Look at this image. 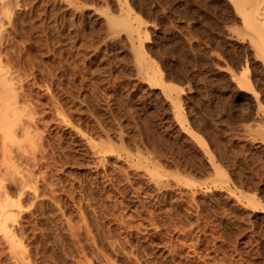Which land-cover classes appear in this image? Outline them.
<instances>
[{
	"label": "rangeland",
	"instance_id": "rangeland-1",
	"mask_svg": "<svg viewBox=\"0 0 264 264\" xmlns=\"http://www.w3.org/2000/svg\"><path fill=\"white\" fill-rule=\"evenodd\" d=\"M255 1L0 0V264H264Z\"/></svg>",
	"mask_w": 264,
	"mask_h": 264
},
{
	"label": "bare ground",
	"instance_id": "bare-ground-1",
	"mask_svg": "<svg viewBox=\"0 0 264 264\" xmlns=\"http://www.w3.org/2000/svg\"><path fill=\"white\" fill-rule=\"evenodd\" d=\"M240 1H242L243 2V0H240ZM240 1H238V0H235V2L237 3V7H238V4L240 3ZM245 1V0H244ZM239 2V3H238ZM256 3L254 4V5H251V6H248V10L245 12V15H244V19L246 20V22H248L249 24H250V26H252V27H254L255 29H257V30H264V7L261 5V4H259L258 3V1H255ZM4 3L5 2H3V6H4ZM8 3V2H7ZM241 4V3H240ZM1 7V6H0ZM2 8V7H1ZM0 8V9H1ZM12 8V7H11ZM239 9H240V7H239ZM127 20V19H126ZM127 23V22H126ZM125 23V25H127ZM129 25V24H128ZM137 29V28H136ZM137 31V30H136ZM1 67V66H0ZM3 73H5V72H3ZM2 73V74H3ZM9 76V75H8ZM8 76H7V81H5V80H3L4 81V83L5 84H3V86H5L7 83L6 82H10V80H8ZM10 79V78H9ZM14 84V83H13ZM247 85V84H246ZM8 86V87H7ZM7 86H5V88L7 87V90L3 87V89L2 90H6L7 91V94H5V92H2V94H4V95H6L3 99H4V101L6 100V101H9V100H11V102H9V104H15L16 103V99H17V97H16V94L18 93H16V91H13V88L15 87H13L12 88V86L11 85H7ZM218 87V86H217ZM15 90V89H14ZM16 93V94H15ZM1 94V93H0ZM19 94V93H18ZM1 96V95H0ZM18 96V95H17ZM19 97V96H18ZM23 97V96H22ZM28 97V96H27ZM6 98V99H5ZM26 98V97H25ZM19 103V102H18ZM0 104H1V102H0ZM6 104V102L4 103V105ZM18 104H16V106H17ZM19 106V105H18ZM12 108H14V105L12 106ZM12 108H11V111H13L14 109H18V108H14L13 110H12ZM5 109H7V107H5ZM5 111V110H4ZM4 111H3V113H4ZM9 111H10V109H9ZM8 111V112H9ZM2 112V111H1ZM7 112V113H8ZM256 112V111H255ZM6 112H5V114H4V118H3V115H2V113H1V115H0V117H1V123L3 124L4 122H6V121H4V119H6L7 118V115L9 114H7ZM7 114V115H6ZM6 115V116H5ZM70 115V114H69ZM32 117V116H31ZM36 120V119H35ZM63 120V119H62ZM4 121V122H3ZM27 123H29V124H31L30 123V120H28L27 119ZM8 122V121H7ZM10 122H12V120L10 121ZM14 122H12V124H13ZM5 124V123H4ZM29 124L28 125H23V132H21L22 134H25V132L27 133H29V131L30 130H28V128H29ZM37 124V123H36ZM104 124V123H103ZM11 126V125H10ZM31 126V125H30ZM30 129V128H29ZM36 129V128H35ZM35 129H33V131L35 132ZM21 131H22V126H21ZM32 132V131H31ZM30 132V133H31ZM27 133V134H28ZM103 147V146H102ZM110 148V147H109ZM120 148V147H119ZM122 148V147H121ZM106 149V148H105ZM107 150V149H106ZM108 150H110V149H108ZM20 152V151H19ZM21 153V152H20ZM14 154H16V153H14ZM18 155V154H17ZM12 156V155H11ZM19 156H17V158H18ZM16 158V159H17ZM27 158H31V157H28L27 156ZM36 158V157H35ZM37 159V158H36ZM19 160H21V158L19 159ZM29 160H31V159H29ZM28 160V161H29ZM33 160V159H32ZM17 161V160H16ZM4 164V163H3ZM28 164V163H27ZM26 164V165H27ZM30 164H31V162H30ZM41 164V163H40ZM3 166H5V165H3ZM30 167V166H29ZM32 167V166H31ZM6 168V167H5ZM4 168V169H5ZM4 172V171H3ZM27 174H29V172L27 173ZM2 175V174H1ZM5 175V174H4ZM32 176V175H31ZM140 176V175H139ZM135 177V176H134ZM27 178V177H26ZM20 179V178H19ZM14 180V179H13ZM26 179L24 178V179H22V184H25V183H29V182H24ZM29 180V179H28ZM131 180V179H130ZM17 181V180H16ZM15 182V181H14ZM13 182V183H14ZM16 183V182H15ZM20 183V182H19ZM135 183H137V182H135ZM11 184V183H10ZM15 185V184H14ZM19 185H21V184H19ZM28 185V184H27ZM132 185V184H131ZM2 184H1V186H0V188H2ZM22 187H23V185H21ZM4 187V186H3ZM5 187H7V186H5ZM21 187V188H22ZM32 187V186H31ZM8 189V188H7ZM10 190V189H9ZM19 190V189H18ZM23 190V189H22ZM1 191V190H0ZM2 191H4V189L2 188ZM2 191H1V193H2ZM5 191H6V189H5ZM14 191V190H13ZM8 191H6V193H7ZM27 192V191H26ZM25 192V193H26ZM0 193V194H1ZM11 193V192H10ZM9 193V194H10ZM3 194V193H2ZM2 194H1V196H0V199H2L3 198V201H6L5 199H6V197H3L4 196V194H5V192H4V194H3V196H2ZM15 194V193H14ZM27 194V193H26ZM11 195V194H10ZM30 195V194H29ZM32 195V194H31ZM7 196H8V194H7ZM22 199V198H21ZM8 200V199H7ZM167 200V199H166ZM1 201V200H0ZM20 202V201H19ZM11 203V202H10ZM6 204H8L9 205V201L8 202H6ZM5 204V202L4 203H1V206H5L6 205ZM16 204V203H15ZM8 205H6V206H8ZM17 205V204H16ZM20 205V204H19ZM10 206V205H9ZM12 206V205H11ZM101 216V215H100ZM104 216V215H103ZM2 225L5 227V230H6V225H5V221H3V223H2ZM6 232L8 233V230H6ZM13 234V233H12ZM11 234V235H12ZM12 237H14V235L12 236ZM9 238L11 239V237H10V235H9ZM13 240V239H12ZM11 240V241H12ZM10 241V240H9ZM122 242V241H121ZM122 245V244H121ZM118 247V246H117ZM140 247V246H139ZM128 248V247H127ZM119 249V248H118ZM138 250V249H137ZM119 251V250H118ZM125 252V251H124ZM114 253V252H113ZM135 255V254H134ZM139 256V255H138ZM122 257V256H121ZM152 258V257H151ZM129 259V258H128ZM147 260V259H146ZM153 261H154V259H153ZM107 264V263H106ZM140 264V263H139ZM149 264V263H148Z\"/></svg>",
	"mask_w": 264,
	"mask_h": 264
}]
</instances>
